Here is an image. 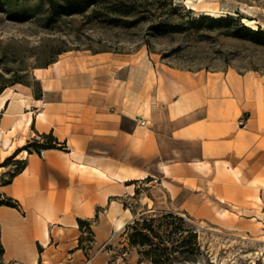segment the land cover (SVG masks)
Wrapping results in <instances>:
<instances>
[{"label": "rangeland", "instance_id": "374dc122", "mask_svg": "<svg viewBox=\"0 0 264 264\" xmlns=\"http://www.w3.org/2000/svg\"><path fill=\"white\" fill-rule=\"evenodd\" d=\"M224 1L232 8L220 11L222 0H198V10L187 0H96L85 12L50 17L49 0H0V86L7 85L2 94L10 101L42 98L39 77L52 78L53 69L66 78L93 70L92 93L104 101L110 78L123 80L127 68L117 59L137 54L166 71L187 72L198 104L232 101L230 111L234 104L228 121L198 116L180 139L160 140L156 154L133 156V194L121 199L131 214L118 215L125 223L117 222L106 241L83 225L79 245L88 258L109 252V264H153L130 245L128 225L172 212L198 231L201 246L189 260L177 253L174 264H264V33L257 32L264 31V0ZM245 18L257 20L256 29ZM176 80L175 100L188 101L186 79ZM141 117L126 124L142 125ZM7 158H0V185L19 159Z\"/></svg>", "mask_w": 264, "mask_h": 264}, {"label": "crops", "instance_id": "0c3cea01", "mask_svg": "<svg viewBox=\"0 0 264 264\" xmlns=\"http://www.w3.org/2000/svg\"><path fill=\"white\" fill-rule=\"evenodd\" d=\"M117 60L120 66L127 63V68L121 66L126 68L123 80L110 78L104 101L92 93L93 70L66 78L55 69L52 78L39 77L44 86L42 98L30 95L28 105L18 100L2 105L0 101V110L5 111L0 118V158L18 152L16 158L26 156L27 160L12 182L0 187L19 202L18 207L0 205L4 264L35 260L38 264H109V252L88 258L80 238L83 225L89 223L96 235L102 233L106 235L103 240H108L118 215L130 212L121 199L133 194L127 184L134 179L133 156L146 151L156 154L160 140L180 139L181 129L195 128L198 116L212 121L215 115L228 121L232 101L198 104L196 84L187 72L155 67L144 55ZM182 78L188 101L174 98L181 93L176 79ZM140 116L145 124L133 128L126 124ZM50 132L65 143L63 149L41 153L23 149L28 141ZM5 136L10 138L7 146L3 145Z\"/></svg>", "mask_w": 264, "mask_h": 264}, {"label": "trees", "instance_id": "16d2710c", "mask_svg": "<svg viewBox=\"0 0 264 264\" xmlns=\"http://www.w3.org/2000/svg\"><path fill=\"white\" fill-rule=\"evenodd\" d=\"M50 2V17H56L63 11L71 13L85 12L96 0H49ZM3 8L0 7V11ZM257 32H263L258 30ZM7 85L0 86V95L4 92ZM50 138V141H43V139ZM37 144L36 149L33 145ZM58 138L51 133H44L40 138H34L28 141L23 147L29 153H41L45 149L65 147ZM18 152L8 156V159H15ZM16 168L11 174L10 178L1 182V186L12 182L14 177L19 174L27 165L26 159H16ZM5 162L0 163V168L5 167ZM0 205L11 207H18V200L14 199L7 194L0 192ZM1 226V225H0ZM129 242L131 246H138L140 252L151 260L153 264H174L177 260L176 254L183 255L182 260H189L196 253L201 250L199 233L193 227L186 225L185 218L176 215L172 212H164L159 216H146L143 215L128 225L127 228ZM185 233H187L185 235ZM172 243L170 247L168 242ZM5 252L4 245L1 241L0 229V261H3Z\"/></svg>", "mask_w": 264, "mask_h": 264}, {"label": "bare ground", "instance_id": "6f19581e", "mask_svg": "<svg viewBox=\"0 0 264 264\" xmlns=\"http://www.w3.org/2000/svg\"><path fill=\"white\" fill-rule=\"evenodd\" d=\"M197 1L198 0H187V3L190 5L191 8L198 10L199 4H198ZM231 8H232L231 6L225 4V1L224 0H222L221 5L219 6V10L220 11L221 10H226V9H231ZM206 11H208V14H212V13L216 14V13H218L217 10H215L213 8H210L208 6H206ZM244 21L246 22L247 25H249L252 28L256 29V27H257L256 24L258 23L257 20H252V19L245 18ZM58 64H59V62H55L54 63V66L59 67ZM44 73H45V70L40 69L37 74L39 76H41V75H44ZM248 92L250 93V90L249 89H248ZM0 99H1V104L4 105V103H7L6 101H9V95H4ZM31 121H32V119L30 117L28 119V122L31 123ZM32 135H35L34 132H32ZM22 141L23 140H21V142ZM9 143H10V138L8 136H5V138L3 139V145L7 146V145H9ZM19 159H26V156H20ZM169 162L171 163V160L164 162L163 163V167L165 168L166 166H168ZM130 214L131 213L128 211V215H130ZM124 223H125V220L124 219H119L118 220V226L119 227H122L124 225ZM32 264H38V262L35 260Z\"/></svg>", "mask_w": 264, "mask_h": 264}, {"label": "built area", "instance_id": "2783aa9c", "mask_svg": "<svg viewBox=\"0 0 264 264\" xmlns=\"http://www.w3.org/2000/svg\"><path fill=\"white\" fill-rule=\"evenodd\" d=\"M140 122H141L142 124H145V123H146V120H145L143 117H141V118H140Z\"/></svg>", "mask_w": 264, "mask_h": 264}]
</instances>
